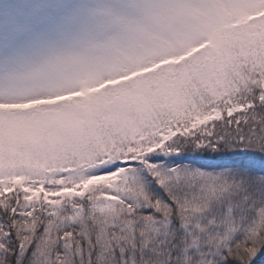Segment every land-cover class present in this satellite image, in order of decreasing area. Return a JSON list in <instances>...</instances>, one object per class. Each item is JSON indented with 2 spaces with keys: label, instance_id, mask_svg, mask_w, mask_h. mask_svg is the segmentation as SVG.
Returning a JSON list of instances; mask_svg holds the SVG:
<instances>
[{
  "label": "snow or ice",
  "instance_id": "6c2138e0",
  "mask_svg": "<svg viewBox=\"0 0 264 264\" xmlns=\"http://www.w3.org/2000/svg\"><path fill=\"white\" fill-rule=\"evenodd\" d=\"M0 264H264V0H0Z\"/></svg>",
  "mask_w": 264,
  "mask_h": 264
}]
</instances>
